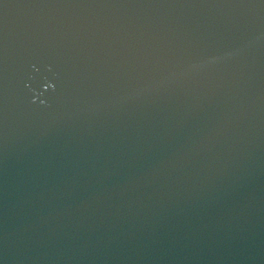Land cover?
<instances>
[{"label":"water","instance_id":"water-1","mask_svg":"<svg viewBox=\"0 0 264 264\" xmlns=\"http://www.w3.org/2000/svg\"><path fill=\"white\" fill-rule=\"evenodd\" d=\"M0 264H264V0H0Z\"/></svg>","mask_w":264,"mask_h":264}]
</instances>
